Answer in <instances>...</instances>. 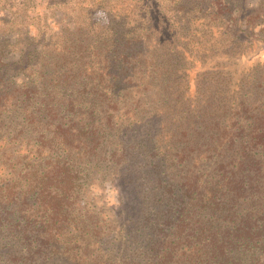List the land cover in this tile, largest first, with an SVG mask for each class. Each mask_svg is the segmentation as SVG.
Listing matches in <instances>:
<instances>
[{"label":"trees","instance_id":"trees-1","mask_svg":"<svg viewBox=\"0 0 264 264\" xmlns=\"http://www.w3.org/2000/svg\"><path fill=\"white\" fill-rule=\"evenodd\" d=\"M185 27L157 37L149 55L122 53L126 83L102 79L104 47L77 49V61L75 47L22 48L17 59L0 48V264L109 262L126 252L125 238L135 241V264H264V46L206 47L200 56ZM192 69L203 81L194 95ZM143 90L155 92L156 108L141 109ZM160 114L167 130L154 138L147 130ZM114 141L125 168L116 209L127 217L111 241L113 230L76 199L85 168Z\"/></svg>","mask_w":264,"mask_h":264},{"label":"rangeland","instance_id":"rangeland-1","mask_svg":"<svg viewBox=\"0 0 264 264\" xmlns=\"http://www.w3.org/2000/svg\"><path fill=\"white\" fill-rule=\"evenodd\" d=\"M186 1L185 3L177 0H0V48L7 57L17 59L18 51L22 48L75 47L77 52L73 51V54L74 60L77 61L78 57L87 51L104 47L101 49L105 52V60L101 62V66H106L108 72L102 79L109 82H114V79L119 83L122 79L126 83L128 78L123 79L125 75L121 69L120 55L125 51L135 54L137 49L144 48L149 49L146 55L155 52L154 49L160 47L161 42L160 40L157 43L156 38L167 39L170 31L178 24L186 26L183 35L192 40L188 48L193 52L201 49L198 50L200 56L203 55L202 48L206 47H242L251 51L264 46V0ZM198 2L199 5H196ZM208 5L212 10L223 7L224 14L219 16L217 13L216 15L205 13L208 11ZM236 15L240 18L241 33H238V27L234 23ZM249 15L254 16L253 20H248ZM150 16L151 18L148 19ZM202 22L211 27L208 30L211 32L201 33ZM139 36L142 37L141 41L138 40ZM77 49L83 50V54ZM212 60L213 58L209 57L207 61L212 64ZM232 60L234 62V59ZM147 61L142 62L141 59H137L132 64L140 65L142 62L143 65H147L150 56ZM198 61L194 63L195 68L199 65ZM241 62L245 66L249 65L247 58H242ZM186 63L188 65L190 62ZM38 66L39 64L36 67ZM116 75L118 78L115 77ZM188 79L189 92L194 95L198 92L194 84L203 81L198 77L195 69L189 72ZM133 81L135 85V79ZM104 82L106 83V81L100 83V90L104 89ZM117 88V86L113 88L115 95ZM128 89L136 95L135 86ZM150 90L151 87L149 92ZM154 93L148 95L147 91H144L142 110L156 108L153 101ZM133 99L136 101L138 98L135 96ZM160 121L161 114L154 119L156 124L148 127L147 132L153 133L154 138L167 130L165 123ZM135 142L134 140L132 144ZM154 144L159 145L157 142ZM122 145L114 141L113 144L105 147L111 152H105L104 149L102 157L95 158L92 164L85 168L90 175L79 179H85L86 182L77 193L76 199L84 213L93 214L105 230H113L111 241L119 236V231L115 230L119 225H114L115 221L124 222L127 217V210L122 212L123 217H119L116 209L122 199L123 191L119 181L125 175V168L120 165L122 161L118 163ZM97 161V165L94 166L93 163ZM137 162L139 160L134 156L130 165L134 181ZM121 240L126 252L114 254L117 256L115 260L109 262L105 260L103 256L108 251V245L100 244L95 248L99 247L103 258L87 263L135 264V241L126 238ZM78 256L74 257V261L83 263Z\"/></svg>","mask_w":264,"mask_h":264}]
</instances>
